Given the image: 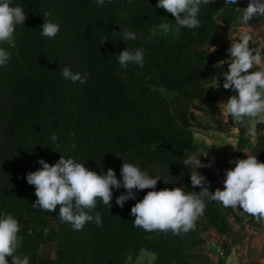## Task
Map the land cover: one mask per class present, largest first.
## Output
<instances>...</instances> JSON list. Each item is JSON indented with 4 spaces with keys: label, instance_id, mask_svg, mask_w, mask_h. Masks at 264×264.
<instances>
[{
    "label": "trees",
    "instance_id": "1",
    "mask_svg": "<svg viewBox=\"0 0 264 264\" xmlns=\"http://www.w3.org/2000/svg\"><path fill=\"white\" fill-rule=\"evenodd\" d=\"M131 1L117 0L119 10L113 11L95 0H11L10 6H21L27 19L17 25L10 42L0 43V48L11 53L8 63L0 66V216L12 214L18 220L22 239L17 254L28 256L30 264H121L127 251L141 247L157 254L156 264H180L186 241L196 233L174 235L170 230L134 227L131 207L151 189L136 192V200L126 201L123 208L115 201L125 189H113L112 207L98 199L90 213H100L102 225L93 220L79 231L60 220L59 205L54 212L32 207L37 197L26 175L42 167L40 159L54 164L61 156L98 174L111 168L122 179L117 154L142 155V162L130 157L126 162L159 178L156 190L183 187L192 191L189 166L182 161L196 150L189 129L200 124L196 115L188 110L171 115L167 109L159 124L148 125L134 107L122 109L127 99L116 81V73L124 69L118 61L124 50L118 29L142 25L150 32L161 21L175 23L171 13L156 7L158 0H142L136 5ZM224 3L202 4L200 27L180 28L176 41H162L153 49L167 63L159 72L161 84L186 101L195 99L196 108L209 114L214 112L215 102L204 95L203 83L210 72L203 65L211 64L215 57L198 46L211 33L214 16ZM120 10L123 13L117 16ZM45 12H51L50 19L59 23L54 38L41 34ZM249 46L258 47L251 41ZM65 66L74 74H87L86 82L65 79L61 75ZM53 133L58 137L55 142ZM239 136L238 146L243 148L248 141L243 128ZM145 163L156 169L151 171ZM158 168L159 177L155 174ZM164 172L168 174L164 176ZM205 204L202 217L219 233H231L223 215L231 208L216 201L205 200ZM50 244L55 246L53 257L41 253ZM6 259L11 264V257Z\"/></svg>",
    "mask_w": 264,
    "mask_h": 264
},
{
    "label": "clouds",
    "instance_id": "2",
    "mask_svg": "<svg viewBox=\"0 0 264 264\" xmlns=\"http://www.w3.org/2000/svg\"><path fill=\"white\" fill-rule=\"evenodd\" d=\"M95 2L103 6L105 0ZM214 2L215 0H158L156 7L171 13L175 24L161 23L154 26L150 30L151 36L178 31L180 28L200 27L198 13L201 5ZM225 4L236 5L238 0H225ZM10 5L11 0H0V43L10 42L17 25L24 24L27 19L21 6ZM236 10L242 13L236 20L241 25H248L253 18H264V0H249L247 7H236ZM51 16V12H45L44 22L40 26L41 34L48 38H54L60 30L59 23L51 20ZM135 39L136 35L132 31L123 32V42ZM251 40L252 36L248 31H242L238 39L231 40L230 47L226 50L229 59L220 60L214 65L215 68L222 69L227 64L228 70L221 71L213 81L214 88H219L220 77H223V88L236 93L229 96L226 103L221 102L219 105H223V111L239 125L234 132L239 133L240 128H243L245 137L255 142L256 128L254 124H250V120L264 123V67L256 71L252 69L264 63V48H251ZM10 56L9 51L0 48V66L6 65ZM118 61L125 68L129 64L143 67L144 50L131 51L126 47L118 54ZM61 75L73 83H85L87 80V74H74L67 66L61 69ZM71 135L75 137V133ZM57 138L55 133L51 135L53 142ZM200 157L191 154L182 161L185 167L194 166L195 171L190 173L191 185L192 188L199 187V192H186L183 187L156 190L159 178L151 177L147 171H142L136 164L124 159L120 168L122 179H118L111 168L106 174H98L75 159L61 156L54 164L40 159L38 163L42 167L29 172L26 180L35 187L37 199L32 207L54 212L59 205L60 220L71 224L77 231L93 220L97 226H101L100 213L97 212L94 216L90 213L96 207L98 199L111 208L113 189L121 187L125 192L115 201L121 208L126 201L136 200V192L151 189L130 210V215L135 217L133 226L142 227L146 231L170 230L174 235L195 231L196 221L204 215L205 200L220 202L226 208L239 209L242 216L247 214L264 227V163L259 162L257 156L248 154L246 159L230 160L229 163L235 164V167L225 170L223 189L217 188L213 192L209 190L206 177L197 171L199 168L210 167L211 164L202 163ZM19 231V222L12 214L0 216V264H9L6 257H11V264H30L28 256L17 254L22 239L18 237ZM44 234H48V229L44 230Z\"/></svg>",
    "mask_w": 264,
    "mask_h": 264
},
{
    "label": "rangeland",
    "instance_id": "3",
    "mask_svg": "<svg viewBox=\"0 0 264 264\" xmlns=\"http://www.w3.org/2000/svg\"><path fill=\"white\" fill-rule=\"evenodd\" d=\"M133 1V2H132ZM134 5L138 1L132 0ZM249 0H238V4H225L214 16L213 29L207 36L203 44L198 46L199 49L214 55L211 64L204 63V67L209 69L210 76L203 83L204 95L211 101L214 99L215 110L212 114L204 110H198L197 101H186L180 98L178 92L165 88L160 81V69L167 67L166 61L156 55L153 51L160 42H174L178 39L180 29L171 31L166 34H158L156 37L151 36V32H147L141 28L124 27L118 29V37L123 49L126 47L134 51L136 49L144 50V66L140 67L135 64H129L116 73V81L118 85L124 88V97L127 99V106L122 109L127 111L128 108L134 107V111L138 112L143 121L148 125L159 124L168 112L174 115L176 111L188 110L193 112L200 124H195L189 129L192 133L193 143L196 146L195 153L201 156V162L208 164L210 167L199 168L197 171L204 175L209 182V190L215 191L217 188L223 189V180L225 170L234 168L235 164H230L232 159H246L247 154L257 156L259 162L264 163V123H258L255 119L250 120V124H254L256 128V139L253 142L247 138V143L243 148H239V133L234 129L239 127L235 124L230 116L223 111V105L231 95L236 93L223 88V77H220L219 88L215 87L213 78L218 76L221 71H227L228 65H223L222 69H217L214 65L220 60L229 59V53L226 51L230 47L231 40L238 39L242 31H248L251 36V42L258 47L264 48V18H253L248 25H241L236 17L242 15L236 10L247 7ZM104 6L113 8L118 11L117 0H105ZM120 13V14H119ZM117 13L122 15L123 10ZM161 23H175L164 20ZM124 31H132L136 35L135 40L122 41ZM213 48L215 49L213 51ZM264 67H254L252 71L259 70ZM180 98V99H178ZM168 103L165 107L164 103ZM134 118V115H131ZM157 148L158 145H151ZM120 151V150H118ZM247 153V154H246ZM117 160L122 166L123 159L127 157L138 162L143 161L142 155L138 158L133 153L117 154ZM151 171L156 167H151L145 163ZM194 166L189 165V173L194 172ZM158 177L162 175L159 168L155 173ZM168 172H164L166 176ZM199 187L192 188V191L199 192ZM231 208V207H230ZM227 224L231 229V233H219L206 217H199L196 221V230L193 238L186 241L183 248V259L180 264H264V227L257 223L256 220L247 214L241 215L239 209L231 208L230 212H224ZM55 246L47 245L41 248V253L54 256ZM157 254L146 247H141L137 251H127L122 259L121 264H156Z\"/></svg>",
    "mask_w": 264,
    "mask_h": 264
}]
</instances>
